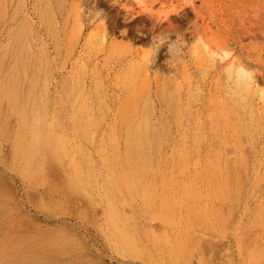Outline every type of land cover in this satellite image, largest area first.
<instances>
[{"label":"rangeland","instance_id":"1","mask_svg":"<svg viewBox=\"0 0 264 264\" xmlns=\"http://www.w3.org/2000/svg\"><path fill=\"white\" fill-rule=\"evenodd\" d=\"M144 1L155 6L149 10L131 0H119L120 4L113 3L115 0H0V185L5 183L0 186L5 190L0 191V264H185L188 260L191 264H264V104L256 100L257 124L249 140V119L237 112L244 109L225 90L223 64L217 63L205 76L202 63L188 55L174 67L177 75L186 72L175 80L180 81L182 90L177 92L174 81L164 80L173 68L168 63V45L179 34L185 44L202 38L215 47L227 46L254 70L264 86V0H194V5L175 0L163 9L156 3L160 0ZM77 3L86 14L99 13L113 47L98 48L97 52L92 44L87 47L97 23L86 16L76 17V23L72 8ZM167 11L173 13L170 18L164 17ZM22 28L28 37L25 52L16 39ZM160 33H166L168 41L156 51L155 67L148 76L137 75L131 63ZM15 56L24 60L12 70ZM32 80L37 82L34 90ZM78 96L85 100L81 111H90L97 123L90 141L80 136L74 124ZM37 102H42L43 118L52 120L53 128L72 140L67 146L73 159L53 154L51 145L44 150L39 142L34 160L33 155L29 159L21 156L19 150L30 142V136L22 131L20 113L31 118ZM232 111L235 115H230ZM135 125H146L148 142L138 150L147 156L150 167L131 178L140 186L152 185L155 198L150 205L142 202L138 192H129L124 183L114 189L108 185L106 193L102 190L100 147L111 163L108 175L119 179L137 164L129 145ZM75 147L89 155L90 162L83 165L91 174L90 181L73 179L70 165L81 163ZM45 151L48 165L55 163L49 168L43 163L48 155ZM193 176L197 186L208 190L216 178L228 179L231 199L208 191L202 201L205 207L226 215L221 230L211 228L201 215L202 220L184 206L182 180ZM217 185L223 189L222 182ZM103 195L124 209L138 240L136 252L110 239ZM164 195L170 199V219L163 216L165 212L154 217ZM175 202L179 204L174 206ZM194 218H200L199 224ZM185 228L189 234L194 232L196 237L189 236L198 240L194 241L197 245L190 237L181 239ZM187 244L195 250H184Z\"/></svg>","mask_w":264,"mask_h":264},{"label":"bare ground","instance_id":"2","mask_svg":"<svg viewBox=\"0 0 264 264\" xmlns=\"http://www.w3.org/2000/svg\"><path fill=\"white\" fill-rule=\"evenodd\" d=\"M131 1H133L136 5H140V3L141 2H144V3H146L147 4V7L145 8V9H149V10H151L154 6H155V3H153V2H146V1H144V0H131ZM154 1V0H153ZM175 0H160V1H158V2H156L157 4H159L160 5V7L163 9L166 5H168V3H173ZM5 2V1H4ZM80 2V1H79ZM4 4V3H3ZM78 4V3H77ZM75 5V7H73L72 8V10H73V12H74V14H76V16H75V18H73V20H75V22L77 21V19H76V17H78V19H81L83 16H86L87 17V19H88V21L89 22H91L90 20L91 19H94L95 18V13L94 14H86V11L84 10V8L82 7V4H78V5ZM5 6V5H4ZM171 7V6H170ZM4 8V7H3ZM175 8V7H174ZM38 9V8H37ZM144 9V10H145ZM45 11V15L48 17V19L50 20V16H49V14H48V11L47 10H44ZM51 11V10H50ZM148 11V10H147ZM90 12V11H89ZM51 13V12H50ZM169 13H171V12H169V11H167V12H164V17L165 18H170V15H169ZM4 14H5V12H4ZM86 14V15H85ZM171 14H173V13H171ZM43 14H41V16H42ZM51 15V14H50ZM12 17V16H11ZM52 18H53V16H52ZM54 19H56V18H54ZM53 19V20H54ZM52 20V19H51ZM52 20V21H53ZM32 22V21H31ZM53 22H55V20L53 21ZM53 22H51V24L53 23ZM102 22H103V20H102ZM102 22H100V21H97L96 23V25L91 29V31L93 32V34L91 35V37H90V35L88 36L89 37V40H88V42L86 43V45H87V47L89 48L90 46H88V43L91 45L92 44V48H93V51H96L97 52V50L96 49H98V48H100V49H103V48H105L106 46H109V47H113V45L111 44L112 43V40L110 39V36H109V32H105L104 31V23H102ZM77 23V22H76ZM76 25V24H75ZM79 25H81V24H79ZM46 27V26H45ZM52 27V26H51ZM76 27V26H75ZM53 28V27H52ZM104 28V29H103ZM8 33V32H7ZM29 35H30V37H31V34L29 33ZM87 37V38H88ZM27 31H26V29L25 28H22L19 32H18V34H17V42L21 45L20 47H21V49H22V51H26L27 49H28V41H27ZM5 41V40H4ZM70 41V40H69ZM85 42H86V40H85ZM207 44H209V45H211L210 43H209V41H205ZM83 44H85V43H83ZM7 45V44H6ZM5 45V46H6ZM85 45V46H86ZM19 46V45H18ZM225 46V45H224ZM220 47V46H219ZM18 49V48H17ZM106 49V48H105ZM28 51V50H27ZM90 51V50H89ZM114 51H116L115 49H114ZM69 52V51H68ZM98 54V53H97ZM101 54V53H100ZM141 54V53H140ZM83 55V54H82ZM85 56V55H84ZM88 56V55H87ZM138 56H140V55H138ZM142 56H143V54L141 55V57H139V59L138 60H136V61H134L135 63H131V64H133V67H134V69L137 71L136 73H137V75H141L142 77H145V76H148V74H149V72L155 67V62H153V58H152V62L148 65V66H145L144 64H143V62H142ZM156 56V55H155ZM26 58V57H25ZM80 58V57H79ZM84 58V57H83ZM82 58V59H83ZM81 59V58H80ZM81 59V60H82ZM86 59H87V57H86ZM133 59H135V58H133ZM23 58H21V56H15L14 57V60H13V62H12V66H11V68H12V70H14V69H17L18 67H19V65H22V63H23ZM80 60V61H81ZM155 60V59H154ZM43 61V60H42ZM76 61V60H75ZM54 63V62H53ZM82 63H83V61H82ZM69 64V63H68ZM74 64V63H73ZM80 65H81V63H79ZM244 64V63H243ZM11 65V64H10ZM245 65V64H244ZM84 66V65H83ZM246 67H248V68H250V66H248V65H245ZM56 67V66H55ZM175 67V66H174ZM169 68L168 69V71H167V76L166 77H164V80L165 79H167L168 81L170 80V81H174L175 83H174V85L176 86L177 84H180V81L178 80L177 82L175 81V80H177L179 77H182L183 75H185V71H184V74H181V75H177L175 72H176V68ZM60 68H62V67H60ZM57 69V68H56ZM184 69H186V67L184 68ZM55 70V69H54ZM58 70H59V68H58ZM88 70V69H87ZM160 70V69H159ZM182 70V69H181ZM2 71V70H1ZM17 71V70H16ZM16 71H15V74H18V72L16 73ZM183 71V70H182ZM23 72H24V70H23ZM165 72V71H164ZM54 73V72H53ZM130 73V75L134 78V77H136V74H135V72L134 71H131V72H129ZM1 74V73H0ZM55 74V73H54ZM156 74V73H155ZM223 74V73H222ZM9 75V74H8ZM104 76V75H103ZM8 77V76H7ZM106 77V76H105ZM202 77V76H201ZM223 77H224V75H223ZM257 76L254 74V83L258 86V87H262V88H264V86L263 85H261L260 84V82H259V80H258V78H256ZM225 78V77H224ZM77 79V78H76ZM105 79V78H104ZM186 79V78H185ZM189 78H187V80H188ZM72 80H74L73 78H72ZM146 80V79H145ZM7 81V80H6ZM91 82V81H90ZM124 82H127V79L124 81ZM182 82V81H181ZM31 88H32V90H34V88H35V83H37L35 80H32L31 81ZM97 82H96V87H97ZM183 84V83H182ZM2 85V84H1ZM91 85V84H90ZM49 86V85H48ZM169 86V85H168ZM0 87H2V86H0ZM44 87V86H43ZM51 87V86H50ZM225 87V86H224ZM175 88V87H174ZM194 88V87H193ZM3 89V88H2ZM87 90H89V89H87ZM95 91H94V93L96 92V89H94ZM176 90V89H175ZM6 91H7V89H6ZM48 91V90H47ZM50 92V91H49ZM175 92V91H174ZM0 93H1V89H0ZM30 93H31V91H30ZM131 93V92H130ZM2 95H4V94H2ZM6 95H7V92H6ZM182 95V94H181ZM89 96H90V94H89ZM96 96V95H95ZM98 97V96H97ZM97 97H96V100H97ZM33 98V97H32ZM27 99V98H26ZM131 99V98H130ZM177 99V98H176ZM4 100V99H3ZM132 100H133V98H132ZM182 100V99H181ZM233 100V99H232ZM256 100H258L255 96H252V97H249L248 98V100H247V102L246 103H240V102H238V101H234L233 100V102L236 104V105H238V106H241L244 110H238L237 112H243V114H245L246 116H247V118L249 119V123H250V126L249 127H247V134H248V138H249V140H251V138H252V131L254 130V128L256 127V124H257V115H256V108H255V104H256ZM27 101V100H26ZM176 102H175V104L177 103V100H175ZM6 102V101H5ZM9 102V101H8ZM42 102H37V104H36V106H35V108H36V112L32 115V117L31 118H27L26 117V115L23 113V112H21L20 113V119H21V127H22V131H24V132H27L28 133V135L30 136V142L28 143V144H26L25 145V147H22L20 150H19V152H20V154H21V156L22 157H28V159L34 154V153H37V152H35L37 149H38V144H36L37 142H39V146L40 147H48L47 149L49 150V146L51 145L52 146V152H53V154H55V155H59V156H70V158H72V157H74V156H72V155H70L71 153V151L69 150V148H68V146H67V144L69 143V142H72V140H68L69 138H68V136L65 134V133H62V132H60L59 130L58 131H56V129H54L53 127H54V124H52V120H46V119H44L43 118V115H42V113H40V112H42V110H44L43 109V105L41 104ZM84 104H85V100L84 99H82L80 96H78V99H77V107H76V109H77V111L75 112V116H74V124L77 126V128H78V130L80 131V136L84 139V140H86V141H90V140H92V138L94 137V132H95V130H96V121L92 118V114L90 113V111H81L82 109H83V106H84ZM132 104V103H131ZM130 104V105H131ZM264 104V103H263ZM15 106V105H14ZM13 106V107H14ZM31 106V105H30ZM176 106V105H175ZM12 107V106H11ZM87 108H88V106H87ZM105 108H107L106 106H105ZM176 108V107H175ZM108 109V108H107ZM106 109V110H107ZM142 109V108H141ZM109 110V109H108ZM47 111V110H46ZM99 112H101V110H98ZM142 111H144V110H142ZM20 112V111H19ZM141 113H144V112H141ZM235 113L236 112H234V111H232V112H230V115H235ZM50 114V113H49ZM112 114V113H111ZM110 114V115H111ZM141 115H143V117H145L144 116V114H141ZM139 117H140V115H139ZM110 118V117H109ZM176 118V117H175ZM100 119V118H99ZM102 119V118H101ZM144 119V118H143ZM135 120H136V118H135ZM138 121V120H137ZM144 123V122H143ZM104 126V125H103ZM131 127H132V125H131ZM103 129V128H102ZM126 129V128H125ZM193 129V128H192ZM18 130V129H17ZM146 130H147V128H146V125H144V126H139V125H135V127H134V129H133V131L132 132H130V134H131V138H130V140H129V145H130V147H131V149H132V156H133V158H135L136 160H137V164L135 165V167L130 171V170H128V173H124V174H122V175H120V177H119V179H117V178H114L113 176H111V175H108V170L109 169H111L112 170V168H110V166H111V163L109 162V161H107V159L106 158H108L107 157V155H105L106 156V158H105V156H103L104 154L102 153V150L100 151V149H101V147H100V149H99V152H100V154H101V157H102V161H103V169L101 170V176H102V190H103V192L104 193H106L107 191H108V185L109 186H113V189L114 188H117L120 184H127V190L129 191V192H132V191H135V192H138L139 194H140V196H141V199H142V202L145 204V205H150L151 203H152V201L154 200V198H155V195H154V192H153V189H152V185H150V183L149 184H147V186H140V185H138L137 184V182H135L131 177V175H133V177L135 178V176H138L139 174H140V172L142 173V171H147L148 169H149V167H150V161H148V158H147V156L145 157V156H143V153H142V155H141V153L139 152V150H138V147L139 146H142V147H145V145H146V143L148 142V135H147V132H146ZM70 132V131H69ZM109 132V131H108ZM106 134H108V133H106ZM102 135H103V133H102ZM28 136V137H29ZM109 136V135H108ZM115 137V136H114ZM106 138H107V135H106ZM173 138V137H172ZM27 139V138H26ZM115 139V138H114ZM28 140V139H27ZM116 140V139H115ZM122 140V139H121ZM23 142V141H22ZM112 142H113V140H112ZM115 144V142L113 143V145ZM75 146V145H74ZM115 146V145H114ZM114 146H113V148H114ZM105 147V146H104ZM142 147H140V150L142 149ZM147 147V146H146ZM107 148V147H106ZM148 148V147H147ZM42 149V148H41ZM104 149V148H103ZM125 149V148H124ZM146 148H144V150H145ZM44 150H46L45 148H44ZM44 150H43V153H44ZM115 150H116V147H115ZM159 149H157V151H158ZM95 151V150H94ZM106 151V150H105ZM113 151V150H112ZM142 151V150H141ZM146 151V150H145ZM46 152V151H45ZM96 152V151H95ZM104 152V151H103ZM149 152V151H148ZM47 154H48V152H46ZM75 153L79 156V158H80V161H81V163L79 162V163H69V164H71L70 165V167H71V173H72V176H73V179H77V181H78V179H81L82 181L83 180H85V181H90V176H91V174L89 173V171L88 170H86V168L84 167V165L83 164H86V163H89L90 162V158H89V155L87 154V153H85L84 152V150L81 148V147H75ZM107 153H109V152H107ZM96 154V153H95ZM110 154V153H109ZM148 154V153H147ZM45 155V154H44ZM74 155V154H73ZM113 155V154H112ZM145 155H146V153H145ZM36 156V154L35 155H33V160H34V157ZM42 155H40V157H41ZM116 156V155H115ZM49 154L47 155V156H45V160H44V164L47 166L48 164H49ZM67 157V158H68ZM110 158H112V157H110ZM116 158H117V156H116ZM195 158V157H194ZM73 159V158H72ZM109 159V158H108ZM27 159H25L24 160V162H27L26 161ZM46 160H47V162H46ZM204 160V159H203ZM52 161V160H51ZM23 162V163H24ZM34 162V161H33ZM53 162V161H52ZM52 162H51V164L50 165H48L47 167L49 168V166H52V165H54L55 163H53L52 164ZM68 162V161H67ZM231 163V162H230ZM34 164H35V162H34ZM26 165V163H24V166ZM30 165H32L33 166V164H32V161H31V163L29 164V166ZM44 165V166H45ZM43 166V167H44ZM127 166H128V164H127ZM31 167V166H30ZM57 167V166H56ZM68 167V166H67ZM67 167H66V169H67ZM116 167V166H115ZM53 168V167H52ZM55 168V167H54ZM121 168V167H120ZM47 169V168H46ZM115 169V168H114ZM30 170V169H29ZM48 170V171H47ZM46 171H47V175H49L50 176V174H48V172H49V169H47ZM55 170V169H54ZM117 170V169H116ZM187 170V169H186ZM186 170H184V171H186ZM221 170V169H220ZM45 171V172H46ZM51 171V170H50ZM57 171V170H56ZM50 173V172H49ZM52 173H55V171L54 172H52ZM115 173V172H114ZM56 174V173H55ZM111 174V173H110ZM112 174H113V172H112ZM185 174V173H184ZM57 175V174H56ZM116 176H117V174H116ZM37 177V176H36ZM38 177H39V175H38ZM37 177V178H38ZM118 177V176H117ZM141 177V176H140ZM224 177H222V179H223ZM32 179V178H31ZM36 181H37V179H35ZM33 181V180H32ZM51 181V180H50ZM59 181V180H58ZM77 181H76V183H77ZM258 181H259V179H258V177L257 176H255V184H257L258 183ZM111 184H109V183ZM154 182V181H153ZM204 182V181H203ZM219 182H222L224 185H223V189H221L220 187H219V185H217V184H219ZM88 183V182H87ZM86 183V184H87ZM182 183H183V186H184V188L183 189H186V191H185V199H184V203L186 202V204H184V206H186V207H188V210H189V212H192V213H195V215L197 216V218H198V215L197 214H199V216L201 215L202 216V218L205 220V222H207V224L208 225H210V227L211 228H215V229H218V230H221L222 229V227L225 225V221H226V215L225 214H222V213H219V212H216V211H214V210H211L210 208H207V207H205V205L204 204H202V201H203V199L205 200V198L204 197H207L208 195H207V193H209L208 191H214L215 192V194L218 196V197H220L221 199H225V198H232V195H231V192H230V187H229V185H228V179L226 178V179H224V180H222V181H220L219 180V178H216V180H213V182H212V185L213 186H211L210 185V187H209V189L210 190H208V187H199V186H197L196 185V177H190V178H188V179H184V180H182ZM3 184V183H2ZM1 184V185H2ZM5 184V183H4ZM3 184V185H4ZM33 184H36L35 182H33ZM81 183H78V185H80ZM237 184V183H236ZM0 185V186H1ZM82 185V184H81ZM89 185V184H88ZM96 185V184H95ZM201 185V184H200ZM35 186V185H34ZM76 186V185H75ZM164 186H165V183H164ZM5 187V186H4ZM85 187V186H84ZM83 187V188H84ZM88 187V186H87ZM100 187V186H99ZM253 187H254V185H252L251 186V188L253 189ZM50 188V187H49ZM55 188V187H54ZM75 188H77V187H75ZM1 189H2V187H1ZM6 189V188H5ZM7 189H8V187H7ZM11 189V188H10ZM64 189V188H63ZM217 189H219V190H217ZM4 190V189H3ZM2 190V191H3ZM61 190V189H60ZM60 190H59V192H60ZM100 190V189H99ZM234 190V189H233ZM1 191V190H0ZM1 191V192H2ZM5 191V190H4ZM64 192H65V190H63ZM97 191V190H96ZM115 191V190H114ZM6 192H7V190H6ZM116 192V191H115ZM127 192V191H126ZM2 193H4V192H2ZM10 193V192H9ZM11 193H12V191H11ZM58 193V192H57ZM66 193V192H65ZM69 193V192H68ZM133 193V192H132ZM67 194V193H66ZM168 194V193H167ZM5 195V194H4ZM96 195V194H95ZM207 195V196H206ZM210 195H211V193H210ZM89 196V195H88ZM130 196H131V194H130ZM132 196H134V195H132ZM182 198H183V196H181ZM181 198V199H182ZM216 198V197H215ZM102 199V206H103V209H104V213H105V216H106V224L109 226V228H110V232H109V237H110V239L112 240V241H114L115 243H117V244H119L120 246H122V247H124V248H126L127 250H130V251H133V252H136L137 250H138V248H137V242H138V240H137V238H136V236L134 235V233L132 232V230L130 229V223H129V220L126 218V216L124 215V213H123V210L122 209H119L118 207H117V204L116 203H114L112 200H110V199H108L107 197H105L104 195H103V198H101ZM180 199V200H181ZM202 199V200H201ZM208 199H209V197H208ZM179 200V199H178ZM122 201V200H121ZM169 201H170V199H169V197H166V195H164V197L160 200V203H162V206H161V209H160V211H158V213H156L155 215H154V217H157L158 218V216L159 215H161L163 212H165L164 213V217L165 218H168V219H170V217L169 216H172L171 215V212H172V209H170V204H169ZM223 201V200H222ZM222 201L220 202V204H222ZM226 201V200H225ZM123 202H125V200L123 201ZM206 202V201H205ZM204 202V203H205ZM4 203V202H3ZM94 203V202H93ZM212 203V202H211ZM179 204V202H175L174 203V206H176V205H178ZM82 205V204H81ZM97 205V204H96ZM183 205V204H182ZM95 206V205H94ZM208 206V205H207ZM214 206L216 207V205L214 204ZM98 207V206H97ZM182 207V206H181ZM186 207H185V209H186ZM212 207V206H211ZM218 207H219V205H218ZM223 207V206H222ZM1 208H3V207H1ZM224 208H225V206H224ZM184 209V211L186 212V210ZM225 210V209H224ZM183 211V210H182ZM183 211V212H184ZM1 212V211H0ZM127 212V211H126ZM103 213V212H102ZM197 213V214H196ZM183 216H185V214L183 215ZM188 216H190V214L188 215ZM201 216H200V218H201ZM194 217V216H193ZM192 217V218H193ZM231 217V216H230ZM187 217L185 216V218L184 219H186ZM197 218H194V220H196ZM200 218L199 219H197V221L198 220H200ZM202 218H201V220H202ZM3 219V218H2ZM6 220V219H5ZM172 220V219H171ZM176 220V219H175ZM182 220H183V218H182ZM188 220V219H187ZM160 223H161V221H159ZM199 222L200 221H198V224H199ZM204 222V221H203ZM102 223H103V221H102ZM155 223V222H154ZM177 223V222H176ZM184 223V222H183ZM164 224V223H163ZM167 224V223H166ZM192 224L194 225L195 223H193V219H192ZM191 224V225H192ZM198 224H197V226H195V228L196 227H198ZM201 224V223H200ZM151 225V224H150ZM183 225V224H182ZM193 225H192V227H193ZM202 225V224H201ZM201 225H199V226H201ZM152 226V225H151ZM166 226H168V224L166 225ZM188 227H189V225H187ZM203 226V225H202ZM20 227V226H19ZM28 227H32V226H28ZM183 227V226H182ZM181 228V227H180ZM190 228V227H189ZM189 228H185L183 231H182V233H181V239L182 240H184V239H186V238H189L190 236L192 237H196V235L194 234V232H193V234H189ZM28 229H30V228H28ZM174 229V228H173ZM197 229V228H196ZM195 229V230H196ZM155 230V229H154ZM153 230V231H154ZM170 230V229H169ZM194 230V231H195ZM210 230V229H209ZM159 231H160V229H159ZM163 231V230H162ZM171 231V230H170ZM216 231V230H215ZM214 231V232H215ZM7 232V231H6ZM14 233L15 234H13V239H14V236L16 235V232L14 231ZM148 233V232H147ZM157 233V232H156ZM162 233H165V231L164 232H162ZM170 232H168V234H169ZM5 234V233H4ZM3 234V235H4ZM24 234V233H23ZM22 234V235H23ZM211 233L209 232V235H210ZM214 234V233H213ZM213 234H211L212 236H213ZM216 234H218V233H216ZM7 235V234H6ZM5 235V236H6ZM18 235V234H17ZM104 235H106L107 236V234H104ZM165 235V234H164ZM190 235V236H189ZM195 235V236H194ZM202 235V234H201ZM219 235V234H218ZM10 236V235H9ZM12 236V235H11ZM203 236V235H202ZM6 237H8V236H6ZM108 237V236H107ZM160 237V236H159ZM158 237V238H159ZM164 237V236H163ZM190 237V238H191ZM192 237V238H193ZM197 237H199V236H197ZM208 237V236H207ZM9 238H11V237H9ZM9 238H7V239H9ZM190 239V240H192V243L193 244H196L197 245V241L198 240H195L194 239V241L195 242H197V243H194V241H193V239ZM201 240H202V238H201V236L199 237ZM3 239H4V237H3ZM6 239V240H7ZM12 239V238H11ZM15 239H17V238H15ZM166 239V238H165ZM174 239V238H173ZM178 239V238H177ZM199 239V240H200ZM205 239V238H204ZM208 239V238H207ZM206 239V240H207ZM2 240V239H1ZM6 240H4L5 242H7ZM160 240V239H159ZM172 240V239H171ZM12 241V240H11ZM27 241V240H26ZM53 241H54V239H53ZM58 241H60V240H58ZM161 241V240H160ZM173 241H176V238L173 240ZM0 242H2V241H0ZM13 242V241H12ZM64 242H65V240H64ZM177 242V241H176ZM201 242V241H200ZM205 242V241H204ZM4 243V242H3ZM10 243V242H9ZM9 243H8V245H9ZM158 243H160L159 241H158ZM187 243V242H186ZM27 244H29V243H27ZM61 244V243H60ZM59 244V246H61ZM110 244V243H109ZM204 244V243H203ZM2 245V244H1ZM4 245V244H3ZM11 245V244H10ZM13 245V244H12ZM112 246V245H111ZM186 246V247H185ZM184 247H183V245H182V247L184 248V250H186V249H188L187 248V246H188V244L187 245H185ZM200 246V245H199ZM207 246V245H206ZM5 246H3L2 248H4ZM196 247V246H195ZM203 247V246H202ZM8 248L10 249V246H8ZM186 248V249H185ZM191 249H192V247H190ZM198 248V247H197ZM205 248V247H204ZM72 249V248H71ZM182 249V248H181ZM180 249V250H181ZM194 249V248H193ZM192 249V250H193ZM44 250V249H43ZM195 250V249H194ZM193 250V251H194ZM193 251H192V253H193ZM2 252V251H1ZM6 252H8L7 250H6ZM47 252V251H46ZM35 253V252H34ZM44 253V252H43ZM188 253V252H187ZM195 253H196V251H195ZM198 253V252H197ZM82 254V253H81ZM134 254V253H133ZM201 255L202 253H198V255ZM208 254V253H207ZM2 255V254H1ZM0 255V256H1ZM5 255V254H4ZM17 255H19V254H17ZM46 255V254H45ZM195 255H197V254H195ZM3 256V255H2ZM43 256H44V254H43ZM47 256H49L48 254H47ZM172 256V255H171ZM188 256H189V254H188ZM204 256V255H203ZM136 257V256H135ZM184 257H185V255H184ZM190 257V256H189ZM193 257V256H192ZM195 258H196V256H194ZM1 258V257H0ZM44 258H45V256H44ZM10 259V258H9ZM12 259H15V258H12ZM1 260H2V258H1ZM33 260V259H32ZM89 260V259H88ZM5 261V260H4ZM8 261V260H7ZM198 261H199V259H198ZM197 261V262H198ZM212 261V260H211ZM2 262V261H1ZM69 262V261H68ZM90 262V261H89ZM62 263V262H61ZM93 263V262H92ZM4 264H5V262H4ZM6 264H7V262H6ZM184 264V263H183ZM185 264H191V262H190V260H188V261H186L185 262ZM219 264V263H218Z\"/></svg>","mask_w":264,"mask_h":264},{"label":"clouds","instance_id":"3","mask_svg":"<svg viewBox=\"0 0 264 264\" xmlns=\"http://www.w3.org/2000/svg\"><path fill=\"white\" fill-rule=\"evenodd\" d=\"M113 3H119L115 0ZM185 5H194V0H185ZM141 8H146L147 4L140 3ZM160 20H165L161 17ZM95 23L102 22L99 13L95 14V18L90 20ZM195 28V25H194ZM168 41L166 33H160L153 37V41L149 47L144 49L142 62L148 66L152 62L156 51L159 47ZM170 59L168 63L171 67L183 62L184 58L191 55L194 60L202 63V74L207 75L217 63L224 65L223 75L225 77V90L229 97L234 101L246 103L249 97L255 96L261 103H264V88L258 87L254 83V70L246 67L234 53L227 47H215L203 41V39H194L190 44H185L182 35H177L176 40L168 45ZM177 92L182 90V85H176Z\"/></svg>","mask_w":264,"mask_h":264}]
</instances>
